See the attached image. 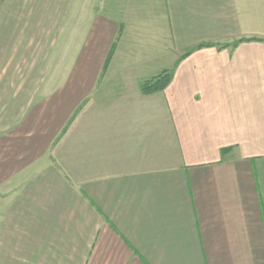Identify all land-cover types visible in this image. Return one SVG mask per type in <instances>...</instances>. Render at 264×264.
Masks as SVG:
<instances>
[{
  "label": "crops",
  "instance_id": "1",
  "mask_svg": "<svg viewBox=\"0 0 264 264\" xmlns=\"http://www.w3.org/2000/svg\"><path fill=\"white\" fill-rule=\"evenodd\" d=\"M0 264H264V0H0Z\"/></svg>",
  "mask_w": 264,
  "mask_h": 264
},
{
  "label": "trees",
  "instance_id": "2",
  "mask_svg": "<svg viewBox=\"0 0 264 264\" xmlns=\"http://www.w3.org/2000/svg\"><path fill=\"white\" fill-rule=\"evenodd\" d=\"M241 42H244V40L234 44L233 47H236ZM203 47H206V46H200V47H198V49H201ZM113 52H114V50L112 49L108 55V58H107L106 63H105V70L111 61V58L113 56ZM171 81H172L171 75L167 71L163 72L161 75L155 77L154 79L149 80L147 82H144L142 87H141L142 93L144 95H153L156 93L163 92L169 87ZM223 152L225 153L226 150H224Z\"/></svg>",
  "mask_w": 264,
  "mask_h": 264
}]
</instances>
